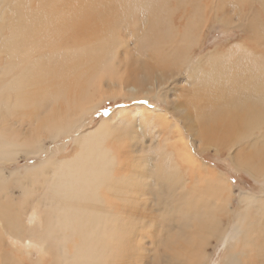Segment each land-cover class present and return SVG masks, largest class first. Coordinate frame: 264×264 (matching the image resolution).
<instances>
[{"label": "rangeland", "instance_id": "obj_1", "mask_svg": "<svg viewBox=\"0 0 264 264\" xmlns=\"http://www.w3.org/2000/svg\"><path fill=\"white\" fill-rule=\"evenodd\" d=\"M249 2L0 0L3 202L22 200L17 177L48 162L78 172L79 156L111 172L119 197L99 185L74 238L45 224L38 183L33 237L0 221V264H62L55 233L58 250L83 246L76 264H264V0ZM15 54L26 94L12 89ZM145 74L158 88L134 91Z\"/></svg>", "mask_w": 264, "mask_h": 264}, {"label": "bare ground", "instance_id": "obj_2", "mask_svg": "<svg viewBox=\"0 0 264 264\" xmlns=\"http://www.w3.org/2000/svg\"><path fill=\"white\" fill-rule=\"evenodd\" d=\"M250 2L249 0H241V4L243 5H246V3H250ZM250 24L252 27V23ZM82 32H84V29L83 30L76 29L72 32H68L71 34L69 35L70 37L67 36L66 38L72 39V41L75 43L74 40H78L77 39L78 37H82ZM191 35H194L193 31L188 30L186 32L185 37L191 40L193 39ZM176 43H180V41L175 39L173 41V44ZM11 57L14 61H17L12 71L19 74V78H20V81H16L12 89L17 94H20V92L26 94L27 87L30 86L29 84L30 72L27 69V67L22 65L21 57L17 56L16 54L12 55ZM209 70L210 67L202 70L201 72L205 74L207 78H210V75L208 73ZM69 71L71 70L69 69ZM4 74L5 77H13L12 72L5 71ZM79 74L80 73H78V75ZM7 80L8 78L3 79V81H1L2 83L0 84V91L4 90L9 85V83L5 84ZM147 83H150L151 87L155 89V87L159 86L158 77L156 76L153 79H149L148 74H145L140 79L135 80V83L132 84L133 90L138 91L143 84H147ZM252 83L255 84L254 80H252ZM262 87L264 88V85ZM212 91L213 93H216V91L214 90ZM245 103L246 102H244V100L241 98L239 108H242L245 105ZM246 111H247L246 119L249 120L250 112L252 111L251 104H249V107L247 108ZM190 130L192 129L190 128ZM101 132L103 131L101 130ZM200 136L204 139L211 138V135L209 134L208 131L200 133ZM5 142L8 143V141ZM104 153L105 152L102 151L103 155ZM77 161L80 162V164L77 165L79 166L77 167L78 172L76 171V167L72 163L51 164L50 162H48L40 165L38 168L36 167L37 169L34 168L32 172H28V175L22 174L21 176L17 177L18 179H20V181L18 182L22 184L21 186L24 188L22 200L19 201L20 202L19 204L13 203L12 199H8V198H7V202H3L2 200L3 190L1 187L0 201L2 205H0V221L2 222L3 229L9 230L14 237H19V234L21 235V237H33L30 235V233L33 230V227H30V225L26 223V218L27 215L31 213V209L35 206L33 205L34 196H36L35 192L39 190L37 186L38 183H40V189H43L44 191L45 189L47 190L46 195L45 194L39 195L40 197L43 198L42 202H45V209L43 210L45 224L50 226L52 221L55 222V226L64 223L67 229H61L59 231L62 232L68 231L69 237L80 238L79 235L76 234V232L78 230L79 234H83L84 226L79 227L81 214L79 213L78 210L82 208H86L87 203H89L92 200V198L98 197L96 192L98 191L99 185L105 187L107 193L111 192L112 195H115L116 197H118V191L115 190L116 186L112 185L113 175L109 170L104 169L101 163H96L92 161H83L81 156L77 158ZM47 167H56V168L53 170L51 174H48L46 173ZM2 183L3 182L0 180V186H2ZM107 187H109V189H107ZM58 204H61L59 208H58ZM16 206H17V210H14ZM73 209L77 211V214L79 216L78 220L73 212ZM39 223L40 222L37 221L36 224ZM46 237L53 238L52 243L50 242V239L46 240L47 247L51 249V246L53 244L55 248L54 249L55 253L57 254L59 252V254H61V259L59 260V263L76 264L75 261L77 260L79 255H82V250H80V248L83 247L82 245H76V250L74 251V253L69 254L68 249H66L65 246H62L58 250L56 244L58 237L56 236V233L53 234V236L49 235ZM25 242L29 243V245L31 243L33 244V241L29 239L26 240Z\"/></svg>", "mask_w": 264, "mask_h": 264}]
</instances>
